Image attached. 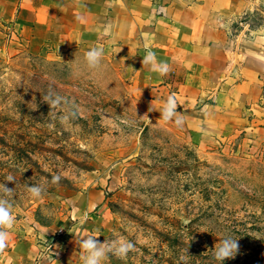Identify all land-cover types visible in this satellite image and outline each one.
<instances>
[{"label": "rangeland", "instance_id": "obj_1", "mask_svg": "<svg viewBox=\"0 0 264 264\" xmlns=\"http://www.w3.org/2000/svg\"><path fill=\"white\" fill-rule=\"evenodd\" d=\"M216 1L221 78L237 85L254 54L264 62V0ZM71 37L0 19V182L15 188L0 264H83L76 238L84 233L136 245L104 264H221L213 249L224 235L239 244L225 261L264 264V70L257 99L230 97L222 114L211 107L220 86L181 103L177 87L143 66L144 52L105 36ZM97 45L104 59L89 69L83 53ZM171 94L180 126L160 118ZM29 184L46 191L34 198Z\"/></svg>", "mask_w": 264, "mask_h": 264}, {"label": "crops", "instance_id": "obj_2", "mask_svg": "<svg viewBox=\"0 0 264 264\" xmlns=\"http://www.w3.org/2000/svg\"><path fill=\"white\" fill-rule=\"evenodd\" d=\"M216 5V0H0V19L15 21L39 35L72 36L73 43L80 36H105L140 53L148 44L158 59L169 63L171 77L160 79L177 87L181 103L211 95L220 86L222 90L211 95V107L225 114L230 97L239 105L242 100L257 99L256 76L263 72L264 62L260 54H254L250 60L256 63L249 62L242 83L235 85L233 75L222 81L226 39L217 26ZM244 87L250 92H241Z\"/></svg>", "mask_w": 264, "mask_h": 264}, {"label": "clouds", "instance_id": "obj_3", "mask_svg": "<svg viewBox=\"0 0 264 264\" xmlns=\"http://www.w3.org/2000/svg\"><path fill=\"white\" fill-rule=\"evenodd\" d=\"M103 47L97 45L90 47L83 53V60L89 69H96L102 65L104 59ZM143 66L147 65L150 70L160 76H165L170 71V65L167 61L158 59L157 53L152 50L148 44L144 45V54L142 55ZM47 101V98H45ZM55 103V101H53ZM179 105L174 94L167 96L162 107L159 110L160 118L165 122L173 121L177 126L183 124V118L177 111ZM123 124H132L134 121L121 117ZM7 181H15V178L9 175ZM61 180V175H53L51 183L56 184ZM15 189V188H14ZM13 188H9L5 183L0 182V251L8 248L11 238V229L14 226L15 217L13 215V203L11 196L14 192ZM46 191L44 185L29 184L28 192L34 198H40ZM87 220V214L81 218V223ZM96 235L84 233L76 242L82 252L81 260L83 264H104L109 254L118 258H125L130 251H134L136 245L122 235L114 234L113 238L100 242L96 239ZM214 258L221 262L226 258H234L239 251L238 238L232 235H224L219 237L218 242L213 249ZM181 259H184L183 257Z\"/></svg>", "mask_w": 264, "mask_h": 264}, {"label": "trees", "instance_id": "obj_4", "mask_svg": "<svg viewBox=\"0 0 264 264\" xmlns=\"http://www.w3.org/2000/svg\"><path fill=\"white\" fill-rule=\"evenodd\" d=\"M215 261H216V260L214 259V262H215ZM232 262H233V260H230V261H224L223 264H233ZM169 264H174V262L171 261V260H169ZM234 264H238V263L234 262Z\"/></svg>", "mask_w": 264, "mask_h": 264}]
</instances>
